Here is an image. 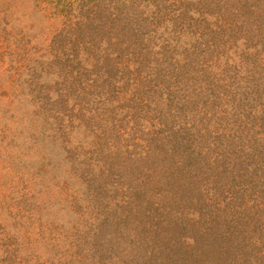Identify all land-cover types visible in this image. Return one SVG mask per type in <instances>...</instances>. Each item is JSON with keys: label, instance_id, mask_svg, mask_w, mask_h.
<instances>
[{"label": "rangeland", "instance_id": "1", "mask_svg": "<svg viewBox=\"0 0 264 264\" xmlns=\"http://www.w3.org/2000/svg\"><path fill=\"white\" fill-rule=\"evenodd\" d=\"M0 264H264V0H0Z\"/></svg>", "mask_w": 264, "mask_h": 264}]
</instances>
